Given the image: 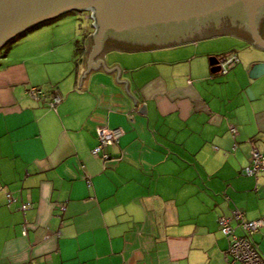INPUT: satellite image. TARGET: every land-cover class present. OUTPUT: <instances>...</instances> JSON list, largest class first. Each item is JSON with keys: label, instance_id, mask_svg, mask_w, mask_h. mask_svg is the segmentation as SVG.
Instances as JSON below:
<instances>
[{"label": "crops", "instance_id": "obj_1", "mask_svg": "<svg viewBox=\"0 0 264 264\" xmlns=\"http://www.w3.org/2000/svg\"><path fill=\"white\" fill-rule=\"evenodd\" d=\"M92 27L80 63L79 45L15 61L0 51V264H226L219 218L264 219V173L243 174L264 153V76L248 75L264 49L225 34L237 46L209 49L215 36L106 51L134 101L117 68L80 84ZM232 53L228 73L211 71L210 57ZM102 127L123 130L109 160L92 153ZM252 241L264 257V226Z\"/></svg>", "mask_w": 264, "mask_h": 264}, {"label": "water", "instance_id": "obj_2", "mask_svg": "<svg viewBox=\"0 0 264 264\" xmlns=\"http://www.w3.org/2000/svg\"><path fill=\"white\" fill-rule=\"evenodd\" d=\"M92 10L94 33L87 69L108 67L104 54L111 49L139 51L200 39L218 33H236L264 49V0H0V50L18 35L69 12ZM211 71L220 70L210 57ZM248 75L264 76V60L253 63ZM247 92L252 95V89Z\"/></svg>", "mask_w": 264, "mask_h": 264}, {"label": "built area", "instance_id": "obj_3", "mask_svg": "<svg viewBox=\"0 0 264 264\" xmlns=\"http://www.w3.org/2000/svg\"><path fill=\"white\" fill-rule=\"evenodd\" d=\"M88 18L94 22L92 17V10L85 11ZM239 62V58L236 54H227L219 59L220 72L222 74L228 73ZM41 89L32 87L29 90L30 95L37 98L41 94ZM62 97L59 94L53 96L50 101V106L56 108L61 102ZM235 131V129H232ZM123 130L119 128L102 127L98 130V143L92 150L94 155H100L104 160H109L110 155L106 152V149L119 142L120 136ZM258 172L264 173V153L257 149H253L251 155V162L243 169V174L253 176ZM90 180H88V183ZM8 199L10 202L15 201V197L8 192ZM30 207L28 202L22 203L21 209L26 210ZM234 218L238 226L242 230V234L239 235L235 232L234 227L230 223ZM219 224L222 233L228 238L229 245L226 250V264H264V257L259 253L252 241V235L257 232L262 226H264V219L250 220L245 218L244 211L236 209L233 211L232 217L221 216L219 218ZM26 233V229L24 230Z\"/></svg>", "mask_w": 264, "mask_h": 264}, {"label": "rangeland", "instance_id": "obj_4", "mask_svg": "<svg viewBox=\"0 0 264 264\" xmlns=\"http://www.w3.org/2000/svg\"><path fill=\"white\" fill-rule=\"evenodd\" d=\"M92 26V20L88 18L86 12L77 14L67 13L61 19L56 18L36 25L15 37L2 49L11 50L8 58H10L11 61H15L22 58L21 56L29 57L47 50L52 51L51 55L57 54V51L63 52V50L64 52H70L74 48L76 49V45H79L80 48L76 50L74 57L76 58V61L80 63L82 57L77 53H80L81 49L84 48V38L87 36V31L93 29ZM74 35L78 36L77 43L75 41L73 42L74 46H70L72 42H68V40ZM228 37L231 36L220 35L214 38L215 40L212 42L207 43V47L214 50L220 48L229 49L233 47L234 44L237 46V40ZM53 51L55 52L53 53ZM2 56L3 53L0 52V63L4 61Z\"/></svg>", "mask_w": 264, "mask_h": 264}, {"label": "flooded vegetation", "instance_id": "obj_5", "mask_svg": "<svg viewBox=\"0 0 264 264\" xmlns=\"http://www.w3.org/2000/svg\"><path fill=\"white\" fill-rule=\"evenodd\" d=\"M262 33L264 34V28L262 29ZM225 34H235V35H238L236 33H218V34H214V35H211V36H207V37H204V38H208V37H215V36H220V35H225ZM240 36V35H239ZM201 39V38H200Z\"/></svg>", "mask_w": 264, "mask_h": 264}, {"label": "trees", "instance_id": "obj_6", "mask_svg": "<svg viewBox=\"0 0 264 264\" xmlns=\"http://www.w3.org/2000/svg\"><path fill=\"white\" fill-rule=\"evenodd\" d=\"M56 19V18H55ZM10 43V42H9Z\"/></svg>", "mask_w": 264, "mask_h": 264}]
</instances>
